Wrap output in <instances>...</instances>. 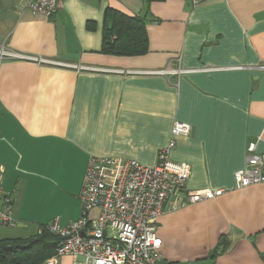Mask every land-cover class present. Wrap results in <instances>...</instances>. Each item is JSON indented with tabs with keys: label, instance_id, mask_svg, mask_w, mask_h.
Returning a JSON list of instances; mask_svg holds the SVG:
<instances>
[{
	"label": "crops",
	"instance_id": "crops-1",
	"mask_svg": "<svg viewBox=\"0 0 264 264\" xmlns=\"http://www.w3.org/2000/svg\"><path fill=\"white\" fill-rule=\"evenodd\" d=\"M26 1L0 0V47L96 71L0 61V194L15 221L0 225V240L25 242L53 221H76L89 158L153 167L182 122L190 134L174 139L169 160L188 166V190L223 194L158 218L159 261L263 264L264 183L236 188L233 175L249 143L264 154V0H65L49 18ZM113 12L142 21L139 54L102 52ZM205 65L226 69L111 73Z\"/></svg>",
	"mask_w": 264,
	"mask_h": 264
},
{
	"label": "built area",
	"instance_id": "built-area-1",
	"mask_svg": "<svg viewBox=\"0 0 264 264\" xmlns=\"http://www.w3.org/2000/svg\"><path fill=\"white\" fill-rule=\"evenodd\" d=\"M65 0H27L26 8L47 18L57 13ZM196 6L207 0H190ZM0 61H23L36 65L79 71L95 68L76 66L27 56L0 47ZM201 66L177 70H113L117 75L167 76L188 72L212 73L224 70ZM264 70V65L260 66ZM191 128L173 122L166 147L158 152L157 163L146 167L134 160L119 157H91L87 161L79 192L80 212L76 221L60 227L57 221L44 227L57 238L55 253L46 264H56L63 257L80 258L71 264H155L160 259L161 240L156 235L158 218L164 213L203 200H214L223 190L208 188L188 190L186 164L169 160L175 138L188 136ZM254 142L246 147V164L234 173L236 188L264 183V154L255 153ZM12 200L0 194V225L13 227ZM40 228L37 235H40ZM264 264V252L262 253Z\"/></svg>",
	"mask_w": 264,
	"mask_h": 264
},
{
	"label": "trees",
	"instance_id": "trees-1",
	"mask_svg": "<svg viewBox=\"0 0 264 264\" xmlns=\"http://www.w3.org/2000/svg\"><path fill=\"white\" fill-rule=\"evenodd\" d=\"M103 31L104 53L134 55L145 49L143 23L139 18L113 12ZM114 37V40L111 38ZM57 238L44 227L40 235L25 242L0 240V264H41L55 253Z\"/></svg>",
	"mask_w": 264,
	"mask_h": 264
},
{
	"label": "water",
	"instance_id": "water-1",
	"mask_svg": "<svg viewBox=\"0 0 264 264\" xmlns=\"http://www.w3.org/2000/svg\"><path fill=\"white\" fill-rule=\"evenodd\" d=\"M155 264H166V262H164V261H158Z\"/></svg>",
	"mask_w": 264,
	"mask_h": 264
},
{
	"label": "rangeland",
	"instance_id": "rangeland-1",
	"mask_svg": "<svg viewBox=\"0 0 264 264\" xmlns=\"http://www.w3.org/2000/svg\"><path fill=\"white\" fill-rule=\"evenodd\" d=\"M79 260H80V258L75 259V261H79Z\"/></svg>",
	"mask_w": 264,
	"mask_h": 264
}]
</instances>
